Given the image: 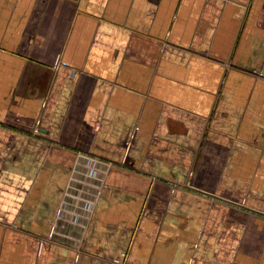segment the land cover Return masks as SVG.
I'll list each match as a JSON object with an SVG mask.
<instances>
[{
	"label": "crops",
	"instance_id": "crops-1",
	"mask_svg": "<svg viewBox=\"0 0 264 264\" xmlns=\"http://www.w3.org/2000/svg\"><path fill=\"white\" fill-rule=\"evenodd\" d=\"M0 264H264V0H0Z\"/></svg>",
	"mask_w": 264,
	"mask_h": 264
},
{
	"label": "rangeland",
	"instance_id": "rangeland-1",
	"mask_svg": "<svg viewBox=\"0 0 264 264\" xmlns=\"http://www.w3.org/2000/svg\"><path fill=\"white\" fill-rule=\"evenodd\" d=\"M89 171L92 172V169H90ZM84 190L86 192L85 193L86 196L84 195V200L86 198H88L86 204H90L91 203V200H92V196H90V194L87 193L89 191V188H84ZM85 207H86V205L83 206V208H85ZM74 222H76V221H74Z\"/></svg>",
	"mask_w": 264,
	"mask_h": 264
}]
</instances>
